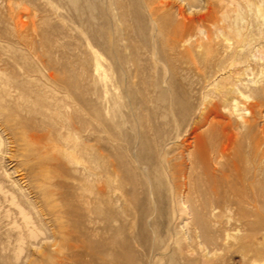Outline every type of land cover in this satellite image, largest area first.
Returning a JSON list of instances; mask_svg holds the SVG:
<instances>
[{"label": "rangeland", "instance_id": "1", "mask_svg": "<svg viewBox=\"0 0 264 264\" xmlns=\"http://www.w3.org/2000/svg\"><path fill=\"white\" fill-rule=\"evenodd\" d=\"M170 2L184 39L133 34L113 58L59 31L52 0H0V264H264V0H152ZM221 130L217 185L244 202L196 227L165 173Z\"/></svg>", "mask_w": 264, "mask_h": 264}, {"label": "bare ground", "instance_id": "2", "mask_svg": "<svg viewBox=\"0 0 264 264\" xmlns=\"http://www.w3.org/2000/svg\"><path fill=\"white\" fill-rule=\"evenodd\" d=\"M176 1L182 4L188 2L187 6L191 9L196 8L197 4V0ZM52 2L59 31H82L83 38L89 40L97 49L95 51L96 54L100 53V55L113 58L118 57L116 50L121 48V43L124 44V42L131 41L130 39L133 34L144 42L147 47L151 46L155 50L161 40L163 43V38L167 36L175 43L180 42L186 37V34L195 23V21L189 22L182 26L174 23L171 24L170 20L173 15L171 2V5L169 4L162 7L155 6L152 0H52ZM70 38L75 42L80 39V37L76 35ZM156 52L158 53V51H155V55ZM161 63L163 65L162 72L160 73L158 71L159 76L154 80L152 87L154 90H159V97L161 99H166L170 91V84L167 83L173 73L169 66H166L162 61ZM218 124H220V121ZM206 125L208 124H203L204 127ZM254 127L255 124L253 121H245L242 125L244 137L249 136L254 131ZM215 132L217 140L212 148L213 156L205 149L199 155L196 149H192V147H194L193 145H195L193 142L187 147L182 148V150H179L180 152L178 151V156L174 158L179 161V163L176 162L174 165H170L169 162L170 166L168 168L166 167L168 171L170 169L169 172L165 173V177L172 187V201L174 205L182 206L186 209L185 214L189 218L193 217V220L197 223L195 226L198 224L202 226L204 224L205 220L203 219L202 213L204 215L205 212H215L218 210L220 214L225 211V209L229 208H225L227 202L230 201V203L235 204V206H239L244 202L241 196H236L237 193L235 190H228L230 192L229 195H232L231 199L227 198L226 195L221 196L220 194L214 168L216 165H220L221 161L227 156L230 157L231 148H225L222 140V130ZM167 154L169 155L170 152H167ZM197 154L199 156H197ZM165 162L168 164L166 158ZM198 169L200 173L197 172ZM155 182L157 181L155 180ZM156 187L155 184L149 183L147 189L149 198L153 200L155 199L156 193L154 191L157 190ZM198 200L202 206L201 210L197 209L194 205ZM150 216V213L148 214L147 211H144L143 217L145 219Z\"/></svg>", "mask_w": 264, "mask_h": 264}]
</instances>
